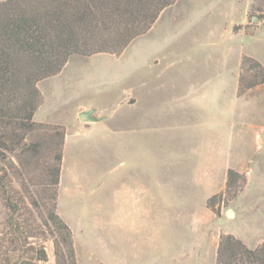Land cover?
<instances>
[{"label":"rangeland","instance_id":"obj_1","mask_svg":"<svg viewBox=\"0 0 264 264\" xmlns=\"http://www.w3.org/2000/svg\"><path fill=\"white\" fill-rule=\"evenodd\" d=\"M244 59L264 68V0H175L121 55H74L37 84L34 121L64 131L56 214L76 264H215L220 235L264 244V83L238 91ZM38 168L12 182L27 205L47 193ZM5 215L0 200V235ZM38 242L56 264L53 236Z\"/></svg>","mask_w":264,"mask_h":264},{"label":"trees","instance_id":"obj_2","mask_svg":"<svg viewBox=\"0 0 264 264\" xmlns=\"http://www.w3.org/2000/svg\"><path fill=\"white\" fill-rule=\"evenodd\" d=\"M174 2L0 0V200L6 211L0 264L46 262L38 240L47 235L54 238L56 264H76L71 230L56 214L64 131L34 121L42 103L37 84L60 73L74 55H121ZM263 83L264 68L244 59L238 91ZM41 137H47L50 145L41 144ZM27 164L39 167L47 188L39 199L31 191L29 205L12 185L20 180L26 186ZM238 177L229 170L228 184ZM34 214L39 222L32 223ZM215 264H264V244L250 249L232 235H220Z\"/></svg>","mask_w":264,"mask_h":264},{"label":"water","instance_id":"obj_3","mask_svg":"<svg viewBox=\"0 0 264 264\" xmlns=\"http://www.w3.org/2000/svg\"><path fill=\"white\" fill-rule=\"evenodd\" d=\"M257 19V17L253 16L252 17V21H255ZM79 119L81 122H96L97 119H95L94 117H92V111H83L79 114Z\"/></svg>","mask_w":264,"mask_h":264}]
</instances>
